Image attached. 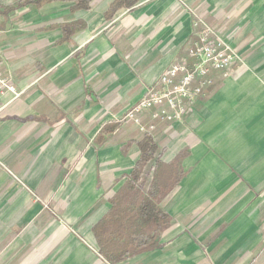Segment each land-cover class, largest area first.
I'll use <instances>...</instances> for the list:
<instances>
[{
	"label": "crops",
	"instance_id": "crops-1",
	"mask_svg": "<svg viewBox=\"0 0 264 264\" xmlns=\"http://www.w3.org/2000/svg\"><path fill=\"white\" fill-rule=\"evenodd\" d=\"M19 1L0 0V75L20 93L0 108V264H106L91 228L143 134L117 120L185 55L190 11L240 62L149 134L163 163L185 154V174L161 204L172 224L158 246L119 264H264V0H140L110 20L114 0Z\"/></svg>",
	"mask_w": 264,
	"mask_h": 264
},
{
	"label": "trees",
	"instance_id": "trees-1",
	"mask_svg": "<svg viewBox=\"0 0 264 264\" xmlns=\"http://www.w3.org/2000/svg\"><path fill=\"white\" fill-rule=\"evenodd\" d=\"M92 1L20 0L14 10L26 5L39 8L52 2L73 3L72 9L75 11L89 10ZM139 1L114 0L106 11L105 18L110 20L117 10L131 8ZM82 27V24L78 27L61 26L64 38ZM136 145L139 150L137 161L122 186L109 200L110 208L107 213L91 228L96 253L108 264H119L158 246L159 238L172 224L161 204L185 174L181 168L184 153L178 154L170 163H163L160 160L162 151L147 133L142 134Z\"/></svg>",
	"mask_w": 264,
	"mask_h": 264
},
{
	"label": "built area",
	"instance_id": "built-area-1",
	"mask_svg": "<svg viewBox=\"0 0 264 264\" xmlns=\"http://www.w3.org/2000/svg\"><path fill=\"white\" fill-rule=\"evenodd\" d=\"M177 1L186 8L184 3ZM190 13L195 17L192 21L194 33L185 55L171 63L117 123H133L139 132L150 134L159 123L179 122L198 99L205 97L214 83L213 74L227 78L240 62L238 55L212 28ZM7 96L16 99L20 93L10 79L0 75V108ZM145 111H150L147 125L140 119Z\"/></svg>",
	"mask_w": 264,
	"mask_h": 264
}]
</instances>
